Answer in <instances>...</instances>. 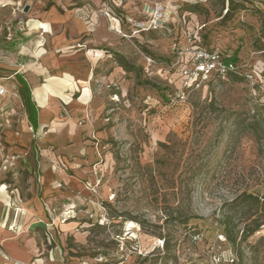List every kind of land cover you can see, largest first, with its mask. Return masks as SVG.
Instances as JSON below:
<instances>
[{"label": "rangeland", "instance_id": "obj_1", "mask_svg": "<svg viewBox=\"0 0 264 264\" xmlns=\"http://www.w3.org/2000/svg\"><path fill=\"white\" fill-rule=\"evenodd\" d=\"M148 3L164 6L168 22L134 35ZM107 6L129 38L117 33L111 64H90L87 87L104 106L96 116L86 112L79 85L74 101L52 119L68 137L62 141L56 131L47 153L38 154L79 186L59 207L60 225L76 223L65 240L69 260L264 264L263 200L259 207L239 201L264 198V0H107ZM175 45L236 59L239 76L181 96ZM75 67L76 79L85 77L83 65ZM114 68L121 77L111 82ZM255 219L260 231L242 240ZM225 224L235 244L226 240Z\"/></svg>", "mask_w": 264, "mask_h": 264}, {"label": "crops", "instance_id": "obj_2", "mask_svg": "<svg viewBox=\"0 0 264 264\" xmlns=\"http://www.w3.org/2000/svg\"><path fill=\"white\" fill-rule=\"evenodd\" d=\"M108 10L107 0H0V86L6 90L0 96V264H73L65 240L76 223L60 225L59 207L79 186L38 154L47 153L56 131L62 141L68 137L52 119L60 105L74 101L79 85L86 112L96 116L104 106L87 83L90 64H111L109 50L118 48L123 26L105 15ZM79 63L85 77L76 79ZM120 72L111 70L109 80L116 82ZM18 75L38 107L36 131L22 109Z\"/></svg>", "mask_w": 264, "mask_h": 264}, {"label": "built area", "instance_id": "obj_3", "mask_svg": "<svg viewBox=\"0 0 264 264\" xmlns=\"http://www.w3.org/2000/svg\"><path fill=\"white\" fill-rule=\"evenodd\" d=\"M143 14L141 19L133 23L134 35L160 30L166 26L170 17L167 9L159 3L145 4ZM106 16L110 19L115 18L111 13H106ZM118 32L124 38H129V35L124 33L122 29ZM174 53L178 56V61L173 68L179 74V95L181 96L201 89L209 81L227 79L230 75H239L236 63L226 59L221 53L211 52L198 46L191 49H179L176 45L174 46ZM188 53L191 54L189 61L186 60ZM5 93L6 90L0 86V96ZM9 229L14 230V225L10 226Z\"/></svg>", "mask_w": 264, "mask_h": 264}, {"label": "trees", "instance_id": "obj_4", "mask_svg": "<svg viewBox=\"0 0 264 264\" xmlns=\"http://www.w3.org/2000/svg\"><path fill=\"white\" fill-rule=\"evenodd\" d=\"M200 47V46H198ZM202 48V47H200ZM236 59H233L231 61L235 62ZM233 77H238L239 75H230ZM229 76V77H230ZM17 80L21 85L20 89V95L22 97L24 106L27 110L28 114V119L29 122L31 123L33 129L36 131L37 128L39 127L38 124V107L33 99L32 93L30 91V88L27 84V82L24 80V78L20 75L17 76ZM261 200H263V204L261 203ZM239 201L245 205H253V206H261L264 208V198H260L259 196H254V195H243L240 197ZM263 224H259V219H255L251 225L247 226V229L243 232L242 235V240H246L249 237L253 236L255 233L260 231L261 226ZM225 235H226V240H229L233 244L236 243V238L232 236V233L230 232L228 224H225Z\"/></svg>", "mask_w": 264, "mask_h": 264}, {"label": "water", "instance_id": "obj_5", "mask_svg": "<svg viewBox=\"0 0 264 264\" xmlns=\"http://www.w3.org/2000/svg\"><path fill=\"white\" fill-rule=\"evenodd\" d=\"M29 11V8L27 7L26 9H25V12H28Z\"/></svg>", "mask_w": 264, "mask_h": 264}]
</instances>
